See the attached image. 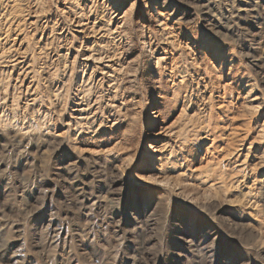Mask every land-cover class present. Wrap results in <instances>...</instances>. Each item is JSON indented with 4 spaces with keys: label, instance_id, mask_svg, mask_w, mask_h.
Wrapping results in <instances>:
<instances>
[{
    "label": "rangeland",
    "instance_id": "obj_1",
    "mask_svg": "<svg viewBox=\"0 0 264 264\" xmlns=\"http://www.w3.org/2000/svg\"><path fill=\"white\" fill-rule=\"evenodd\" d=\"M0 264H264V0H0Z\"/></svg>",
    "mask_w": 264,
    "mask_h": 264
},
{
    "label": "bare ground",
    "instance_id": "obj_2",
    "mask_svg": "<svg viewBox=\"0 0 264 264\" xmlns=\"http://www.w3.org/2000/svg\"><path fill=\"white\" fill-rule=\"evenodd\" d=\"M258 6V5H257ZM257 9V8H256Z\"/></svg>",
    "mask_w": 264,
    "mask_h": 264
}]
</instances>
